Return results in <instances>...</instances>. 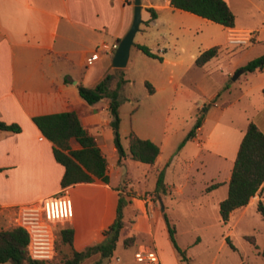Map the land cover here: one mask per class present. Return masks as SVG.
Masks as SVG:
<instances>
[{"label": "crops", "instance_id": "obj_1", "mask_svg": "<svg viewBox=\"0 0 264 264\" xmlns=\"http://www.w3.org/2000/svg\"><path fill=\"white\" fill-rule=\"evenodd\" d=\"M148 8L156 13L152 21H149ZM133 14L134 3L126 0H0V121L14 122L21 127L18 133L0 131V226H14L12 217L16 208L65 192L72 201L73 216L56 222L53 229L71 226L72 246L76 251L105 239V232L116 217L119 194H125L118 187L122 162L114 160L117 150L115 144L110 146L108 142L113 134L109 125V99H100L106 102V106L100 108L94 107L95 103L89 105L79 96L77 84L92 87L106 73L116 69L109 68L115 51L112 44L118 45L128 31ZM141 19L138 31L143 37L156 41V46L144 41L136 44L146 45L161 56L159 61L163 66L189 68L195 64L197 56L207 50L199 45L202 39L198 37V30L201 21L209 20L173 8L170 0H141ZM204 27L208 31L207 24ZM235 28L252 30L235 22L233 28H224V44L227 31ZM96 51L98 57L88 63ZM214 59L217 57L211 60ZM79 69L81 73H77ZM229 104L230 101L224 102L222 107ZM67 110L77 112L82 125L105 155L108 183L95 179L61 187L64 167L54 158L52 142L42 135L32 118ZM105 113H109L108 116ZM249 121L254 122L247 119V125ZM254 123L264 132L259 123ZM134 131L139 138L147 139ZM202 131L203 120L190 140L197 141ZM149 140L154 142L153 137ZM71 147L77 149L79 145L71 140ZM125 149L131 159L127 147ZM160 156L161 150L150 167L156 166ZM234 159L228 165L227 175L213 183L225 189L218 204L227 195ZM163 182L164 189L158 193L153 192L154 188L137 193L131 178L127 180V188L135 195H125L124 227L116 246L119 242L124 246V238L135 236L133 243L127 246H135V251L141 246L154 248L158 261L140 262L143 264H164L157 233L166 230L163 217L166 203L175 198L174 194L182 193V187ZM128 208L134 212L129 225ZM99 257L97 253L86 259L92 264Z\"/></svg>", "mask_w": 264, "mask_h": 264}, {"label": "rangeland", "instance_id": "obj_2", "mask_svg": "<svg viewBox=\"0 0 264 264\" xmlns=\"http://www.w3.org/2000/svg\"><path fill=\"white\" fill-rule=\"evenodd\" d=\"M225 1L236 24L252 28L253 36L249 41L229 43L231 34H244L239 32L250 30L235 28L227 31L224 44V27L201 21L199 45L204 49L220 45L217 60H211L205 66L194 64L179 69L163 66L158 59L138 51L134 46L137 42H150L156 46V41L137 31L129 63L109 72L112 88L119 78L126 80L120 90L122 103L119 107V134L125 155L119 157L117 153L114 158L122 162L123 173L118 187L125 193L131 192L127 188L130 177L137 193L151 190L156 185L157 170H163L165 183L182 187V193L174 194L175 198L166 203L165 214L174 227L175 242L187 259H182L173 247L166 226L165 233H157L164 264H264V219L256 210L258 201L264 204V183L251 203L232 211L226 222L221 220L218 208V199L223 197L225 189L223 186L209 188L227 175L247 119L256 121L264 129V69L242 71L248 61L264 54V0ZM81 71L79 69L77 73ZM144 79L154 88L153 93L148 91ZM227 101L230 104L222 107ZM93 106L100 108L106 106V102L100 100ZM197 120H203L201 136L197 141L189 139L182 144ZM134 129L147 139L153 137L159 145L161 156L156 166L150 167L127 157L126 135ZM108 142L110 146L114 144L113 134ZM133 214L128 208V225ZM135 249V246H123L119 242L112 256L104 262L143 264L134 259ZM116 257L120 259L118 262L114 261ZM88 262L85 259L82 264Z\"/></svg>", "mask_w": 264, "mask_h": 264}, {"label": "trees", "instance_id": "obj_3", "mask_svg": "<svg viewBox=\"0 0 264 264\" xmlns=\"http://www.w3.org/2000/svg\"><path fill=\"white\" fill-rule=\"evenodd\" d=\"M175 9L187 11L206 20L221 25L224 28H233L235 16L225 0H170ZM152 21L156 13L148 8ZM144 55L161 60L162 57L153 53L146 45L134 44ZM218 46H213L202 51L195 59V65L203 66L212 58L216 57ZM264 68V54L248 61L242 71L254 72ZM111 73H106L95 85L86 87L82 83L77 84L79 96L89 105L98 102L102 98L109 99V123L113 135L114 144L119 154L123 157L125 152L120 142L119 107L122 103L120 90L125 83L124 78H119L114 87H111ZM145 86L150 93L153 92L151 85L145 81ZM264 93V89H263ZM42 135L53 144L52 151L54 158L64 167L60 184L67 187L75 183H89L99 179L108 183L107 160L101 152L94 137L82 125L81 120L74 110H67L51 114L37 115L32 118ZM201 124L200 120L191 128L182 144L194 137ZM0 131L18 133L21 127L17 123H6L0 121ZM71 140H75L79 148L71 147ZM128 155L132 160L152 165L159 152V146L149 139L139 138L133 131L127 135ZM164 172L160 170L157 175L156 185L153 192L158 193L164 189ZM264 183V132L253 122L249 121L247 128L240 140L236 157L234 159L230 177L227 183V195L219 204V215L223 222L229 219L230 214L237 208L244 207L251 203L255 195L262 188ZM212 184L209 188L217 187ZM123 191V190H122ZM124 192V191H123ZM125 193V192H124ZM134 196V192L119 194L116 217L113 223L105 232V239L86 247L84 250L76 251L72 246L73 228L71 226H58L54 229L55 234V255L52 260L32 259L27 250L28 234L20 226H0V264L9 262L11 264H80L84 259L93 254H99L100 259L95 264H105L104 259L112 256L119 240L120 232L124 227L123 208L127 204L124 198ZM257 212L264 219V204L258 201ZM164 220L167 226L169 239L179 254V249L174 238V227L171 226L166 214ZM135 236L126 237L124 244L128 243ZM264 256V249L262 250ZM182 259H187L182 255Z\"/></svg>", "mask_w": 264, "mask_h": 264}, {"label": "built area", "instance_id": "obj_4", "mask_svg": "<svg viewBox=\"0 0 264 264\" xmlns=\"http://www.w3.org/2000/svg\"><path fill=\"white\" fill-rule=\"evenodd\" d=\"M126 1L134 2V0ZM239 33L244 34H231L228 38L229 43L235 44L249 41L253 36L252 30H243ZM116 47L117 44H112L113 49H116ZM97 57L98 52L96 51L91 55L88 63H91ZM72 216V201L65 192H60L41 198L36 203L16 208L12 223L14 226L24 228L27 232V250L32 259L52 260L55 255L54 224L67 221ZM133 257L137 262L154 263L158 261L156 251L151 248L138 249L134 252ZM119 260V257L114 259L116 262Z\"/></svg>", "mask_w": 264, "mask_h": 264}, {"label": "water", "instance_id": "obj_5", "mask_svg": "<svg viewBox=\"0 0 264 264\" xmlns=\"http://www.w3.org/2000/svg\"><path fill=\"white\" fill-rule=\"evenodd\" d=\"M133 3H134V14H133V20L131 26L119 41L113 53L109 68H123L126 66L128 62L130 49L134 44V36L136 32L139 30V25L142 22L141 0H134ZM233 78H235V76Z\"/></svg>", "mask_w": 264, "mask_h": 264}]
</instances>
